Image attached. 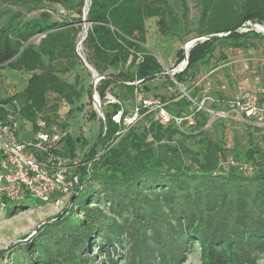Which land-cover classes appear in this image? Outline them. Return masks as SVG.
Returning <instances> with one entry per match:
<instances>
[{
  "label": "trees",
  "instance_id": "obj_1",
  "mask_svg": "<svg viewBox=\"0 0 264 264\" xmlns=\"http://www.w3.org/2000/svg\"><path fill=\"white\" fill-rule=\"evenodd\" d=\"M69 1L0 0V7L38 13L25 18L22 11L0 8V68L29 75L22 92L0 101V122L12 110L16 121L29 124L33 132L37 119L65 131L56 115L58 105L49 107L48 95L68 104L83 96L77 79L71 84L61 77L81 65L75 51L81 19L53 18L54 6L71 10ZM84 1L76 5L77 15ZM196 1L200 15L196 37L211 39L198 41L189 50L185 70L174 75L178 84L193 79L199 65L208 64L217 49L238 51L250 40H264L253 32H235L248 21L264 24V0ZM172 2H181L186 19L182 0H89L84 62L104 78L97 86L99 97L116 85L119 93L114 98L119 104L104 113L105 131L99 137L104 152L84 178L82 193L70 209L40 226L30 242L11 248V264H185L194 248L200 264H264V169L259 168H264L259 144L264 131L252 128L255 133H247L242 158L253 167L250 173L219 167L227 154L209 137L206 119H197L201 112L196 111L194 125L184 131L156 123L146 128L144 123L137 132L136 124L110 147L119 129L111 118L122 109L121 101L132 100L137 91L127 83L142 84L163 73L146 48L145 22L157 18L163 31L174 33L179 22ZM194 99L190 90L187 96L168 100L166 108L179 114ZM173 135L180 146L162 143ZM196 139L195 149L185 147ZM63 142L65 153L74 155L78 140L67 134ZM28 209L29 204L22 203L11 214Z\"/></svg>",
  "mask_w": 264,
  "mask_h": 264
},
{
  "label": "rangeland",
  "instance_id": "obj_2",
  "mask_svg": "<svg viewBox=\"0 0 264 264\" xmlns=\"http://www.w3.org/2000/svg\"><path fill=\"white\" fill-rule=\"evenodd\" d=\"M75 1L71 0L73 7L70 11L54 6L53 18L79 17L81 19V23L76 25L78 31L75 39V51L81 59V65L61 77L71 84L77 79L83 88V96L78 103L68 104L58 101L55 95L49 94L48 106L50 107L52 104L57 103L58 111L56 115L59 117V123L66 126L64 130L67 134L78 140L76 152L80 156L83 153H91L96 156L103 150V146L99 143V137L104 133V121L93 101L94 94L98 98L99 106L104 116L105 112L111 111L110 106L113 105V102L108 104L110 99L108 100L106 95L114 97L115 94L119 93V89L116 85L111 84L105 97L102 99L99 97L97 93L99 82L95 86L93 85L94 78L84 62L85 51L82 45L83 37L88 28L85 18L89 0L84 1L79 15L76 14V5L79 0L76 3ZM182 1L187 9L186 19L182 16L184 9L181 2L170 3L179 22V26L174 30V33H168L165 29L163 31L158 25L157 18L146 20V48L157 58L163 73L142 84L134 82V86L137 87L136 95L132 100L121 101L122 109L129 114L134 105H136L138 96L150 100L162 101L164 99L162 102L166 103L171 98L187 95L190 90L194 91L195 99L192 105L178 110L179 114H192L196 109V104H201V115L197 119L201 116L206 119V128L204 130L208 132L212 140L220 142L223 153L227 154L226 157H233L238 162H241L243 161V151L247 145V133L252 132L254 134L255 132H253L252 128L256 129V127L244 125L234 118L228 119V116L234 117L228 111V101L231 100L237 84H241L243 88L248 90H254L259 86L264 87V40H250L246 48L238 51L227 52L217 49L213 59L208 64L199 65L198 72L193 79H187L182 84H178L174 81V75L181 73L186 68V66H182L185 53L184 45L186 42L196 38L195 31L200 16L196 0ZM0 8L3 10L22 11L25 18L36 17L38 14L37 12L28 13L24 9L7 6H1ZM5 21L4 19L2 24ZM38 39L39 37H36L31 42L36 44ZM179 52H181V55H179ZM173 72H176V74H173ZM28 79L29 75L26 73L12 71L5 67L0 68V101L22 92ZM173 83L174 85H172ZM127 84L129 85V83ZM223 85L226 87L225 90L221 89ZM11 112L12 110H9L8 114H11ZM220 114L225 115V118L217 116ZM18 122L17 135L22 142H27L32 136L31 127L23 121ZM146 122L147 120L141 119L134 130L140 132ZM57 128L61 129V127ZM257 129L258 131H264L262 127ZM197 141L198 139L188 141L185 143V147L195 149L192 144ZM259 141L262 147V155H264V141L261 139ZM162 143L172 147H178L181 144L177 135H173L170 142L164 138ZM64 155L68 156L65 151ZM184 160L187 164L188 161L185 156ZM26 203L29 204V209L19 214H11V209L14 207L13 203H10L5 209L0 211V251H3V254L0 255V264H11L12 250L10 249L16 245L23 246L30 242L37 227L64 210V207L52 204L45 206L34 199ZM36 204H39V206H35ZM185 264H200L198 248H194L190 252Z\"/></svg>",
  "mask_w": 264,
  "mask_h": 264
},
{
  "label": "built area",
  "instance_id": "obj_3",
  "mask_svg": "<svg viewBox=\"0 0 264 264\" xmlns=\"http://www.w3.org/2000/svg\"><path fill=\"white\" fill-rule=\"evenodd\" d=\"M236 32L240 34L253 32L264 36V25L248 21ZM221 36L225 34L218 35V37ZM84 38L85 36L83 40ZM139 61L140 57L137 55V62ZM135 83H129V85ZM225 88L224 85L221 87L222 90ZM106 98L110 99L108 104L110 102L119 104L114 97L106 95ZM12 104L18 109L16 102ZM166 105L167 102L163 103L161 100H150L138 96L136 105L129 114L124 115L121 109L112 116V122L119 129L115 134L117 139L111 143L110 147L115 145L129 128L135 126L141 119L144 120L145 117H148L145 123L146 128L156 123L164 128L173 126L184 131L194 125L195 111L202 110L201 104H196L192 114H172L167 110ZM228 109L234 116H228V119L234 118L244 125L264 128V87L259 86L254 90H248L241 84H237L231 100L228 101ZM11 114H8L5 122H0V209H5L10 203L18 206L33 199L45 206L50 204L65 206L71 196H79L84 189V183L82 185L79 183L75 173L81 167H86L89 172L97 157L83 159L77 154L65 156L63 139L67 132L60 131L54 126H47L41 119H37L35 123V132L30 129L32 135L30 140L22 142L17 135L18 126L15 115L10 116ZM217 116L225 118L223 114ZM219 167L223 170L234 168L247 173L253 170L250 164L244 161L238 162L229 156L220 160Z\"/></svg>",
  "mask_w": 264,
  "mask_h": 264
},
{
  "label": "water",
  "instance_id": "obj_4",
  "mask_svg": "<svg viewBox=\"0 0 264 264\" xmlns=\"http://www.w3.org/2000/svg\"><path fill=\"white\" fill-rule=\"evenodd\" d=\"M236 32V31H235ZM225 36H226V34H225ZM207 40V39H211V37H207V38H198V37H196V38H194V39H192V40H190V41H188V42H186V44H190L189 45V47L187 48V50H185L184 49V51H185V53H184V61H183V65L184 66H187V59H188V52H189V50L195 45V43L196 42H198L199 40ZM186 44L184 45V46H186ZM86 67H87V69L92 73V75H93V78H94V83H93V85L95 86L100 80H102V79H104V78H102V77H99L98 75H97V73L91 68V67H89L87 64H86ZM173 74H176V72H173ZM97 98V96H96V94H94V97H93V101H94V98ZM97 101H98V98H97ZM98 104H99V101H98ZM98 112H99V114L102 116V119H103V121H104V116H103V113H102V111H101V108H100V106H99V108H98ZM104 131H105V122H104ZM104 152V148H103V150H102V152L100 153V154H98V155H94L93 157H97V159L99 158V156L102 154ZM79 155L76 151H75V153H74V155H72V156H75V155ZM88 154H82L81 155V158H83V159H85V158H93V157H90V155H88ZM97 161V160H96ZM95 161V162H96ZM86 162V161H85ZM94 164V163H93ZM93 164H92V166H93ZM92 166H91V168H90V171L89 172H87V169H86V167H81V168H79L78 170H77V172L75 173V176H77L78 177V179H79V183L82 185L83 183H84V178L86 177V178H88L89 177V175L91 174V172H92ZM81 170H84V173H85V175H84V177H81ZM74 198H75V196H71L70 197V199H69V202L65 205V206H63L64 207V210L63 211H65V210H67V209H70L71 207H72V205H73V200H74ZM62 211V212H63ZM46 223V222H45ZM45 223H42L40 226H42V225H44ZM39 226V227H40ZM39 227H37V229L34 231V233H33V235L37 232V230L39 229ZM32 235V236H33Z\"/></svg>",
  "mask_w": 264,
  "mask_h": 264
},
{
  "label": "bare ground",
  "instance_id": "obj_5",
  "mask_svg": "<svg viewBox=\"0 0 264 264\" xmlns=\"http://www.w3.org/2000/svg\"><path fill=\"white\" fill-rule=\"evenodd\" d=\"M189 45H190V44H186V46H185V50H187V48L189 47ZM94 103H95V105H96V107H97V110H98V108H99V104H98V101H97V98H96V97L94 98Z\"/></svg>",
  "mask_w": 264,
  "mask_h": 264
},
{
  "label": "crops",
  "instance_id": "obj_6",
  "mask_svg": "<svg viewBox=\"0 0 264 264\" xmlns=\"http://www.w3.org/2000/svg\"><path fill=\"white\" fill-rule=\"evenodd\" d=\"M77 2V0L75 1V3ZM69 6H70V8H72L73 7V4H72V2H71V0L69 1ZM60 7V6H59Z\"/></svg>",
  "mask_w": 264,
  "mask_h": 264
}]
</instances>
